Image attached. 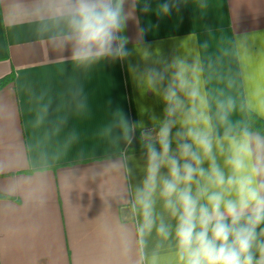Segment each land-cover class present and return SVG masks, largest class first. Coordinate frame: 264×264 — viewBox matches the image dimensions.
I'll use <instances>...</instances> for the list:
<instances>
[{"label": "crops", "instance_id": "obj_1", "mask_svg": "<svg viewBox=\"0 0 264 264\" xmlns=\"http://www.w3.org/2000/svg\"><path fill=\"white\" fill-rule=\"evenodd\" d=\"M125 9L127 56L83 61L57 0H0V79L15 77L0 90V191L13 197L0 198V264H180L174 236L141 230L147 151L127 152L158 140L169 86L185 105L170 117L174 138L196 126L194 85L220 166L247 132L250 163L264 169V137L247 131L249 110L264 119V0H125ZM152 195L156 223L174 230L159 187Z\"/></svg>", "mask_w": 264, "mask_h": 264}, {"label": "clouds", "instance_id": "obj_2", "mask_svg": "<svg viewBox=\"0 0 264 264\" xmlns=\"http://www.w3.org/2000/svg\"><path fill=\"white\" fill-rule=\"evenodd\" d=\"M57 6V17L73 38L77 59L127 56V38L121 35L128 18L125 0H57ZM162 10L167 12L168 5ZM187 87L181 79L178 88ZM187 95L201 108L196 126L178 130L173 137L175 121L170 117L185 105L177 88L169 86L165 93L169 118L162 122L158 140L146 145L147 190L140 192L139 200L147 219L141 230L151 232L155 227L165 239L174 236L180 264H264V169L250 163L249 134L231 138L221 167L214 154L211 119L204 111L207 102L194 85ZM188 110L195 112L196 107ZM226 119V114L221 117ZM204 158L207 169L202 166ZM164 168L167 174L162 173ZM157 187L164 209L175 218L174 230L162 217L156 223L152 194Z\"/></svg>", "mask_w": 264, "mask_h": 264}, {"label": "trees", "instance_id": "obj_3", "mask_svg": "<svg viewBox=\"0 0 264 264\" xmlns=\"http://www.w3.org/2000/svg\"><path fill=\"white\" fill-rule=\"evenodd\" d=\"M14 74L11 73L3 78L0 79V90L4 88L9 82L14 80ZM247 123H248V132H256L259 133L261 136L264 137V119L258 116L253 111L247 112ZM149 142H156V141H141L139 147H129L127 148V152H142L147 151L146 145ZM157 148H159V144L157 143ZM0 198H13L12 196L3 193L0 191Z\"/></svg>", "mask_w": 264, "mask_h": 264}]
</instances>
